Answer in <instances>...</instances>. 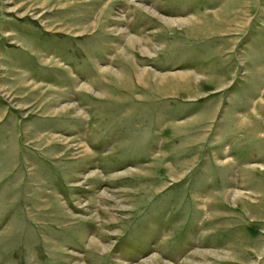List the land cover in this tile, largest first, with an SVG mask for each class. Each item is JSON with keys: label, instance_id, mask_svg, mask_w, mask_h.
I'll use <instances>...</instances> for the list:
<instances>
[{"label": "rangeland", "instance_id": "rangeland-1", "mask_svg": "<svg viewBox=\"0 0 264 264\" xmlns=\"http://www.w3.org/2000/svg\"><path fill=\"white\" fill-rule=\"evenodd\" d=\"M0 264H264V0H0Z\"/></svg>", "mask_w": 264, "mask_h": 264}]
</instances>
